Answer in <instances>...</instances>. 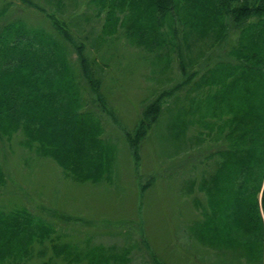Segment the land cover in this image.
<instances>
[{"label": "rangeland", "instance_id": "374dc122", "mask_svg": "<svg viewBox=\"0 0 264 264\" xmlns=\"http://www.w3.org/2000/svg\"><path fill=\"white\" fill-rule=\"evenodd\" d=\"M130 1L103 0L104 6L96 0H0L7 16L30 26L55 31L51 17L59 19L68 30L70 59L78 61L75 46L84 45L91 78L87 83L82 77L86 108L99 116L108 142L95 161L111 158L105 169L88 167L79 149L76 163L63 168L39 154L36 143L27 145L23 125L0 139V209L23 211L16 231L31 239L0 264H247L239 243L212 248L190 232L205 199L181 186L176 163L183 153L171 127L180 104L176 94H185L187 75L198 68L196 53L210 49L209 38H182L177 15L161 28L160 50L149 38L142 44L129 35L127 17L145 23L148 0ZM185 4L179 0L177 7ZM109 9L125 21L114 32L104 31ZM153 102L162 111L149 127ZM242 233L233 225L234 239Z\"/></svg>", "mask_w": 264, "mask_h": 264}, {"label": "trees", "instance_id": "16d2710c", "mask_svg": "<svg viewBox=\"0 0 264 264\" xmlns=\"http://www.w3.org/2000/svg\"><path fill=\"white\" fill-rule=\"evenodd\" d=\"M178 3L148 0L145 23L129 16L127 31L142 44L153 40H147L149 45L160 50L162 26L166 22L171 26L178 15L182 38L189 41L193 35L210 41L209 50L196 53L198 68L187 75L185 94H176L180 104L171 124L177 148L183 150L176 162L181 186L195 199L197 193L205 199L201 216L189 229L212 248L239 243L247 264H263L264 0H186L182 8ZM109 10L104 31L114 32L115 25L125 21ZM51 18L55 31H46L11 18L0 8V139L11 137L23 125L27 145L36 143L39 154L52 157L61 167H72L82 149V165L105 169L109 156L95 160L108 142L102 138L99 116L86 108L83 94L82 77L91 83L90 61L81 44L75 46L78 61L70 59L64 42L68 30ZM151 104L149 127L162 111L159 103ZM101 154L105 158L106 153ZM4 178L0 165V184ZM22 213L17 208L0 209V263L15 247L31 243L16 231ZM235 224L243 232L241 240L232 236ZM27 254L25 249L22 256Z\"/></svg>", "mask_w": 264, "mask_h": 264}]
</instances>
